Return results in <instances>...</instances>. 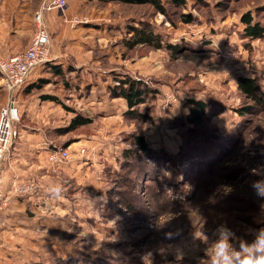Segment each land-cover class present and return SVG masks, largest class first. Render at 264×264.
Wrapping results in <instances>:
<instances>
[{
	"label": "rangeland",
	"instance_id": "rangeland-1",
	"mask_svg": "<svg viewBox=\"0 0 264 264\" xmlns=\"http://www.w3.org/2000/svg\"><path fill=\"white\" fill-rule=\"evenodd\" d=\"M165 1L167 16L149 4L69 0L65 15L56 16L53 24L47 21L52 49L68 54L71 61L67 72L16 92L20 115L16 140L21 133L44 130L49 139L43 146L67 148L71 159L58 166L66 168L62 175L50 170L45 178L34 174L16 178H37L38 187L30 194L12 196L0 215V264H211L210 242L193 241V235L206 233L211 240L223 226L236 234L233 247L238 248L241 240L252 239L250 230L264 227V199L249 186L258 178L252 170L259 174L264 166V110L241 115L238 109L253 102L236 89L239 74L256 77L264 89V41H252L248 47L241 36L232 33L224 39L214 31V27L220 31L223 22L232 24L244 6H257L260 0H186L185 12L196 18L190 25L181 24L179 9ZM142 20L157 28L165 43L183 46V51L173 54L145 46L127 50L124 40L131 36L127 28ZM227 50L237 53L235 61H225L221 52ZM97 69L111 84L127 73L159 90L136 107L144 120L126 115V100L109 93V86L97 85L101 81ZM84 71L88 85L82 84ZM50 91L60 104L47 111L39 100ZM170 93L176 101L164 110L165 94ZM7 98L3 93L0 108ZM188 98L208 102L214 116L206 121V129L215 130L216 141L223 139L225 150L217 146L203 159L193 155L185 160L178 154L188 132L182 124ZM77 114L91 122L71 130ZM134 135L143 136L155 150L172 154L176 167L151 175L125 162L123 153L133 146ZM198 137L195 144H203ZM81 146L89 148L88 154H79ZM219 151L214 171L207 169L202 161ZM191 162H198L195 173ZM44 179L54 183L45 189L50 199L20 205L27 195L42 191L39 184ZM230 195L236 197L231 213L225 211L233 206ZM251 199L256 206L247 210L244 204ZM235 214L244 219L233 218ZM178 228L183 229L181 236L164 239L165 232ZM179 249L183 256L175 254Z\"/></svg>",
	"mask_w": 264,
	"mask_h": 264
},
{
	"label": "trees",
	"instance_id": "trees-1",
	"mask_svg": "<svg viewBox=\"0 0 264 264\" xmlns=\"http://www.w3.org/2000/svg\"><path fill=\"white\" fill-rule=\"evenodd\" d=\"M115 1L133 5L149 4L154 7L157 12L165 16H167L169 12L165 0ZM167 2V4H170L176 9H179L181 24L190 25L196 22V18L192 16V14L186 13L184 10L187 5L186 0H167ZM199 5L200 2L197 1L195 8L199 9ZM222 6H224V4ZM139 23L140 24L138 26L129 25L127 28L128 34L131 35L129 38L124 40V44L127 50L131 51L137 47L145 46L153 49H169L173 54H178L180 51H183L180 50L183 46L180 47L178 45H172L169 42L165 43L161 32L157 28L153 27L149 22H145V20H142ZM240 24L241 26H243L241 36L248 41V45L246 46L249 47L252 41H264V0H260L259 5H254V7L250 5L244 6V9L241 11ZM58 69V72L62 71L61 68ZM124 77L125 78H115V80H112L113 83L108 85L109 93L122 97L126 100L128 107L126 115L135 116L140 120H144L146 116L142 113L137 112L136 107L144 104L146 102V99L150 95V92H155L157 89L151 87L153 86L152 84L150 85L147 82H143V80L141 79H136L127 73ZM236 89L244 100L253 102V104L250 105L243 104L241 108L238 109L241 115H244L246 113H254L257 108L264 110V89L261 88L256 77L239 75L236 78ZM47 98L60 104L59 98L55 96H47ZM186 105L188 106V111L184 117V120L182 121V124L187 126L188 132L186 133L184 142L181 144V150L178 152V154L181 155V158L185 160L192 158L193 155H199L203 159V156L205 154L208 155L211 151H214L215 147L221 145L222 148L224 146L222 142L223 139L216 141L218 137L215 130L206 129V121L212 119V117L214 116V112H212V109L208 102L202 99L188 98L186 99ZM90 122L91 120L89 118H86L81 114H77L71 120L70 129L75 130L81 126L88 125ZM197 134H202V136L198 137ZM197 137L198 140L203 144H195V140H197ZM132 144L133 146L124 150L123 158L125 162L127 161L131 166H134L133 163L138 165V167H140L138 168L139 172H148L151 175L158 174L159 171L163 172L164 169H169L171 165L176 167V164L178 163L176 162L175 157L172 154H168L163 150H155L154 148H152L143 136L134 135ZM223 150H225L224 147ZM219 154L220 151L214 158H206L203 161L201 159L200 161H202L207 169L212 168V171H214L213 168L218 162L214 163L213 161H215ZM191 163L190 165L195 164L192 173L197 172L199 169L198 162L192 164ZM179 169L182 170V168ZM234 197V195H230L228 197L229 199H232L233 206H228L225 211H229L231 213L236 209V206L234 205L236 197ZM126 205L131 212H136L133 205L129 203H126ZM255 206L256 202L254 200H252V203L247 202L244 204V207L246 209ZM233 218L240 220L244 219L242 218V216H238L236 214Z\"/></svg>",
	"mask_w": 264,
	"mask_h": 264
},
{
	"label": "crops",
	"instance_id": "crops-1",
	"mask_svg": "<svg viewBox=\"0 0 264 264\" xmlns=\"http://www.w3.org/2000/svg\"><path fill=\"white\" fill-rule=\"evenodd\" d=\"M42 1L43 0H0V59H5L9 56L21 53L30 46L34 34L33 16L40 7ZM62 15L63 14L59 11H52L47 15L46 20L49 24H53L56 16L61 17ZM240 16L241 13L236 15L234 20L232 19L234 21L232 24H236L235 26H232L231 23L225 24V22H223L222 25H220V31L215 30V27L214 31L218 33L219 37L224 39L229 38L232 33L240 37L243 30V26L240 24ZM240 38H242V36ZM242 39L243 41H247L245 38ZM54 46L55 45H53V47ZM54 48L52 49L53 59L45 64L37 66L22 86H40V84L42 85L45 83L44 81L47 80L50 75L54 74L58 76L63 72H67V65L71 61V58H69L68 54H62L59 50H55L56 48ZM58 68H61L62 71L58 72ZM88 70L92 71L90 68H88ZM94 71H96L97 77H101V81L97 84L98 86H108L111 84L110 79L103 76L102 70L99 71L97 69ZM83 74L85 80L82 84L87 81L88 72L84 71ZM67 75L68 77L72 76V72H69ZM239 75L249 76L247 74ZM46 85H51V82L46 83ZM3 93H5V90L2 86V89H0V102L3 100ZM47 96L56 97L57 95L55 91L46 92L43 99L41 98L42 100H39L40 103L42 102L43 109L48 111L49 108H53V105L58 103L50 100ZM44 123L46 125L48 122L45 121ZM47 135L48 134L44 130L42 132L32 134L26 133L25 135L21 133L19 135V139L15 140L10 159L0 163V186L8 190L14 179L24 178L28 174H34L38 177L45 178L50 170L58 173V175H62V171H66V168L60 170L59 167L52 166L48 162L47 156L49 149L43 146L47 144L49 139ZM35 179L37 180V178ZM39 185L43 188L42 191L27 195L24 197L25 199L22 200V203L21 200L19 201L20 205H27L28 203L29 205H33L40 203L39 201H41V199H44L42 202H46V200L48 201L50 199V197L45 196L49 194L45 189H52L54 183L44 179ZM39 190H41V188ZM20 198L22 199V197ZM17 206H19V204Z\"/></svg>",
	"mask_w": 264,
	"mask_h": 264
},
{
	"label": "built area",
	"instance_id": "built-area-1",
	"mask_svg": "<svg viewBox=\"0 0 264 264\" xmlns=\"http://www.w3.org/2000/svg\"><path fill=\"white\" fill-rule=\"evenodd\" d=\"M69 0H43L33 16L35 33L30 46L23 52L0 59V74L3 88L7 92L6 103L0 108V163L8 161L12 154L17 131L16 124L20 120L16 92L28 80L33 70L52 58V39L46 17L52 11H59L63 15ZM225 61H235L237 53L234 50L222 51ZM176 101L174 94H165L164 110ZM89 148L81 146L79 154H88ZM71 153L67 148L54 146L49 148L47 160L55 167L69 162ZM38 184L34 177L15 179L8 190L0 186V215L9 208L12 196H23L35 192Z\"/></svg>",
	"mask_w": 264,
	"mask_h": 264
},
{
	"label": "clouds",
	"instance_id": "clouds-1",
	"mask_svg": "<svg viewBox=\"0 0 264 264\" xmlns=\"http://www.w3.org/2000/svg\"><path fill=\"white\" fill-rule=\"evenodd\" d=\"M252 174L257 176V179L251 181L250 186L255 190L256 195L264 199V166L259 169V174L256 170H252ZM55 192H59L57 187ZM183 229L178 228L175 233L165 232L164 239L172 241L181 236ZM218 233V235H217ZM251 240H241L238 248L233 247V242L236 241V234L225 227L217 229L213 233V238L209 240L206 233H199L192 236L193 241H208L213 249L211 264H264V227L257 230H250ZM173 247H179L173 245ZM199 249V245H197ZM178 256H183L185 252L179 249L176 253Z\"/></svg>",
	"mask_w": 264,
	"mask_h": 264
},
{
	"label": "bare ground",
	"instance_id": "bare-ground-1",
	"mask_svg": "<svg viewBox=\"0 0 264 264\" xmlns=\"http://www.w3.org/2000/svg\"><path fill=\"white\" fill-rule=\"evenodd\" d=\"M18 132V131H17Z\"/></svg>",
	"mask_w": 264,
	"mask_h": 264
}]
</instances>
